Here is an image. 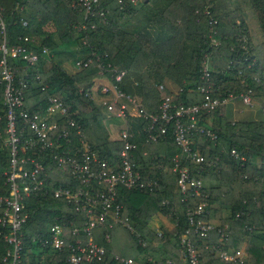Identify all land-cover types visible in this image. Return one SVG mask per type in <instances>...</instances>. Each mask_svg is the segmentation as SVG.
I'll return each instance as SVG.
<instances>
[{"label": "trees", "instance_id": "trees-1", "mask_svg": "<svg viewBox=\"0 0 264 264\" xmlns=\"http://www.w3.org/2000/svg\"><path fill=\"white\" fill-rule=\"evenodd\" d=\"M72 1L0 0L7 46L24 44V38L38 39L37 47L49 52L28 69L21 61L9 63L18 68L19 76L28 74L25 110L43 114L48 98H58L75 115L86 142L102 158L115 160L122 141L119 134L112 139L106 125L118 119L102 105V101L112 103V98L99 91L90 92L92 80L101 71L99 63L108 78L125 72L119 89L136 97L147 113L154 114L161 100L157 90L160 85L173 92V104L191 106L201 102L197 90L205 83L201 64L209 56L213 95L225 99L251 91L250 100L264 114V0H100L98 11L102 15L89 19H85L83 10L71 6ZM82 25L85 28L78 30ZM91 25H95L94 29ZM152 25H157V37L146 32ZM93 53L99 60L93 57L94 63L88 69L67 70L69 64L73 68L75 62L91 58ZM130 76L137 79L131 88L125 83ZM2 101L0 84V116L5 112ZM222 110L223 106L203 119V124L216 133V141L192 137L194 147L200 149L206 161L217 159L216 165L191 168L203 178V193L208 195L202 199L207 204V214L202 219L220 221L218 228L228 238L224 245H218L220 234L214 230L204 238L192 235L191 239L204 264H233L218 259L210 251L212 246L229 253L244 250L245 264H264V121L230 123L220 114ZM146 126L143 120L128 118L123 128L133 134L139 170L156 178L159 186L154 192L120 191L122 215L129 217L134 233L120 225L96 229L95 241L105 249L100 264H122L116 257L132 259L137 264H184L179 242L188 228L186 210L196 208L201 199L184 201L174 179L164 178L173 157L180 155L182 160L183 155L172 144L170 135L156 143H146ZM0 127L4 128V119ZM4 139L5 134L0 138V197L9 195L4 175L9 153ZM232 149L244 161L232 157ZM26 208L30 218L24 227L21 264H60L53 259L55 252L32 240L46 235L47 228L61 220L70 227L80 226L83 216L51 194L29 200ZM155 218H164L167 225L160 224L153 230ZM137 234L144 245L138 243ZM2 255L0 248V260ZM44 256L48 258L41 261Z\"/></svg>", "mask_w": 264, "mask_h": 264}, {"label": "built area", "instance_id": "built-area-1", "mask_svg": "<svg viewBox=\"0 0 264 264\" xmlns=\"http://www.w3.org/2000/svg\"><path fill=\"white\" fill-rule=\"evenodd\" d=\"M99 3L100 0H74L71 6L83 10L85 19H89L102 15L98 11ZM94 27L90 26L91 29ZM84 28L85 25H82L78 30ZM211 41L215 43L212 38ZM23 43L11 48L7 46L6 28L0 12V84L3 86L2 103L5 107L4 115L0 116V122L4 119L0 138L5 134L3 144L9 153L8 168L4 172L9 195L0 197L1 264H21L24 227L30 218L27 203L48 194L73 206L74 212L83 216L82 225L70 227L61 220L49 226L46 235L35 237L32 241L55 252L53 259L60 264H100L105 249L95 241L96 229L105 225L112 229L114 225H120L134 233L129 217L122 215L124 205L119 200L120 191L154 192L159 182L139 170L135 161L136 145L131 141L133 134L128 128L119 133L122 148L115 160H108L90 147L81 126L73 117L75 115L69 113V107L58 98H48V106L43 114H30L25 110L24 93L28 86V74L19 76L18 68L12 66L9 60L21 61L26 65L24 69H28L49 52L45 47H37L34 39L24 38ZM35 47L38 50H34ZM93 57L99 60V56L93 53L91 58L75 62L74 70L88 69L94 63ZM97 65L101 71L92 80L90 92L99 91L101 95L112 98V103L102 101V105H106L108 111L114 112L118 119L125 121L132 118L147 122L144 129L146 143H156L170 135L172 144L183 155L182 160L180 155L173 157L171 169L166 170L167 176L164 178L174 179L184 201L188 198L201 199L196 208L186 210L188 228L180 237L179 246L180 259L184 264H204L191 236L204 238L216 230L220 234L218 245H224L228 234L218 228L219 225L202 219L207 214V204L202 199H207L208 195L203 193V178L191 166L206 165L209 168L216 165L217 159L214 162L206 161L200 149L194 147L192 137L201 136L216 141V133L203 124V119L233 96L222 99L213 95L210 58L205 56L201 64V79L205 83L197 89L202 96L201 102L191 106L173 104V92L160 85L157 87L161 92L157 112L150 114L136 98L119 89L118 84L125 72L115 73L108 78L102 73L103 66L100 63ZM97 78L105 80L98 87L95 82ZM250 94L251 91H248V94L241 96L243 103H251ZM86 96H89V92H86ZM230 155L244 161L235 149L231 150ZM49 183H55L56 188H50ZM69 223L75 224L72 221ZM136 238L140 245H144L140 235L137 234ZM105 239L109 240L108 234ZM210 251L225 263L245 264L247 260L244 250L229 253L220 246H212ZM115 259L122 264H137L132 259ZM167 264L176 263L168 261Z\"/></svg>", "mask_w": 264, "mask_h": 264}, {"label": "crops", "instance_id": "crops-1", "mask_svg": "<svg viewBox=\"0 0 264 264\" xmlns=\"http://www.w3.org/2000/svg\"><path fill=\"white\" fill-rule=\"evenodd\" d=\"M220 114L230 123H254L264 121V114L260 107L254 102L250 104L243 103L241 96H233L231 99L227 100Z\"/></svg>", "mask_w": 264, "mask_h": 264}, {"label": "rangeland", "instance_id": "rangeland-1", "mask_svg": "<svg viewBox=\"0 0 264 264\" xmlns=\"http://www.w3.org/2000/svg\"><path fill=\"white\" fill-rule=\"evenodd\" d=\"M139 1H142V0H133V2L134 3H137V2H139ZM146 32L149 34V35H151V36H153V37H157V35H158V30H157V25H152L150 28H148L147 30H146ZM36 42H37V44L40 42V40H38V39H36ZM70 66L67 68V70L68 69H70V70H68V71H70V72H72L74 69L72 68V65L71 64H69ZM106 78V77H105ZM95 82H96V86L98 87V86H100L101 84H103L104 82H105V80H104V78H101V79H95ZM137 82V79H136V77H134V76H130L129 78H127L126 79V81H125V83H126V87H132L133 85H134V83H136ZM246 94H248V91H247V93ZM137 98H138V92H137ZM250 97L252 98V95L250 94ZM136 98V97H135ZM251 102H253V100L251 99ZM106 125H107V129H108V131H109V135H110V137L112 138V139H116L117 138V136H118V134L124 129L123 127H124V121L123 120H121V119H115V120H112V121H108L107 123H106ZM121 128H123V129H121ZM166 218V217H165ZM213 224H215V225H219L220 224V221H218V220H216V219H214L213 221ZM152 223H154V227L152 228L153 230H157V226H160V224H165V225H167L166 224V220L163 218V219H161V218H155V219H153L152 220ZM29 258V257H28ZM44 258H48L47 256L45 257H43V258H41L40 260L41 261H44V260H46V259H44Z\"/></svg>", "mask_w": 264, "mask_h": 264}]
</instances>
